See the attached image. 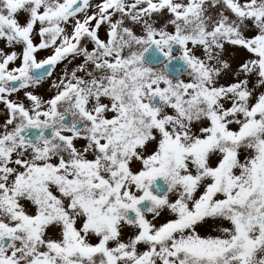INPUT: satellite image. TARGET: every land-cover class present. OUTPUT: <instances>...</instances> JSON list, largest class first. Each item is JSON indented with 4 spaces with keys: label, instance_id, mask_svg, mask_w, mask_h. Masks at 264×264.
I'll use <instances>...</instances> for the list:
<instances>
[{
    "label": "snow or ice",
    "instance_id": "1",
    "mask_svg": "<svg viewBox=\"0 0 264 264\" xmlns=\"http://www.w3.org/2000/svg\"><path fill=\"white\" fill-rule=\"evenodd\" d=\"M0 264H264V0H0Z\"/></svg>",
    "mask_w": 264,
    "mask_h": 264
}]
</instances>
